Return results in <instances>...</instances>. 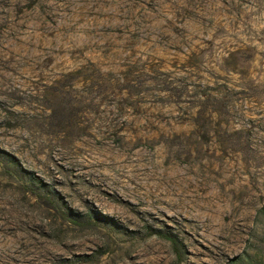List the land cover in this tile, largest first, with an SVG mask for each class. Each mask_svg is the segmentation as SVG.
Listing matches in <instances>:
<instances>
[{"label": "rangeland", "instance_id": "1", "mask_svg": "<svg viewBox=\"0 0 264 264\" xmlns=\"http://www.w3.org/2000/svg\"><path fill=\"white\" fill-rule=\"evenodd\" d=\"M0 264H264V0H0Z\"/></svg>", "mask_w": 264, "mask_h": 264}]
</instances>
